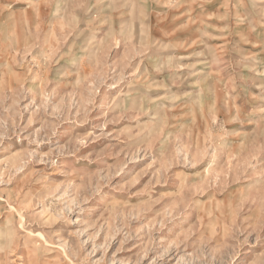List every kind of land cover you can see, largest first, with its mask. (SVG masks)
<instances>
[{
    "label": "rangeland",
    "instance_id": "1",
    "mask_svg": "<svg viewBox=\"0 0 264 264\" xmlns=\"http://www.w3.org/2000/svg\"><path fill=\"white\" fill-rule=\"evenodd\" d=\"M0 264H264V0H0Z\"/></svg>",
    "mask_w": 264,
    "mask_h": 264
}]
</instances>
